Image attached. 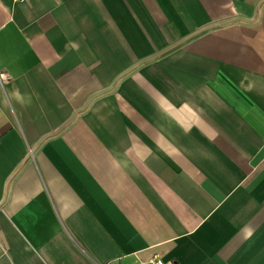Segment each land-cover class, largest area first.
Returning a JSON list of instances; mask_svg holds the SVG:
<instances>
[{
  "label": "crops",
  "instance_id": "0c3cea01",
  "mask_svg": "<svg viewBox=\"0 0 264 264\" xmlns=\"http://www.w3.org/2000/svg\"><path fill=\"white\" fill-rule=\"evenodd\" d=\"M0 264H264V0H0Z\"/></svg>",
  "mask_w": 264,
  "mask_h": 264
},
{
  "label": "built area",
  "instance_id": "2783aa9c",
  "mask_svg": "<svg viewBox=\"0 0 264 264\" xmlns=\"http://www.w3.org/2000/svg\"><path fill=\"white\" fill-rule=\"evenodd\" d=\"M0 77L1 79H3V74H0ZM149 264H163V260L160 258V257H154V258H151L149 261H148ZM121 264H128V263H121Z\"/></svg>",
  "mask_w": 264,
  "mask_h": 264
}]
</instances>
